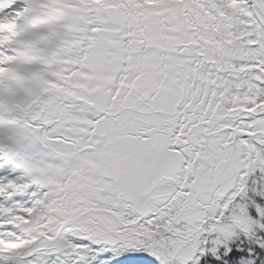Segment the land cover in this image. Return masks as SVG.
<instances>
[{
	"label": "snow or ice",
	"instance_id": "obj_1",
	"mask_svg": "<svg viewBox=\"0 0 264 264\" xmlns=\"http://www.w3.org/2000/svg\"><path fill=\"white\" fill-rule=\"evenodd\" d=\"M0 264H264V0H0Z\"/></svg>",
	"mask_w": 264,
	"mask_h": 264
}]
</instances>
